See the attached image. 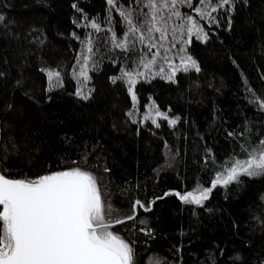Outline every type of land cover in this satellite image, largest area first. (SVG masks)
Wrapping results in <instances>:
<instances>
[{"label": "trees", "instance_id": "trees-1", "mask_svg": "<svg viewBox=\"0 0 264 264\" xmlns=\"http://www.w3.org/2000/svg\"><path fill=\"white\" fill-rule=\"evenodd\" d=\"M109 7L106 0H0V169L35 178L75 166L87 151L90 164L98 160L111 169L96 174L104 177L102 199L120 218L132 214L136 199L150 207H137L135 221L110 229L135 248L138 264H264V176L241 175L239 183L217 186L203 205L165 195L209 187L230 157L246 158V142L264 139V110L250 103L245 88L264 89V0H236L234 10L213 13L218 24L201 20L207 41L193 35L183 44L199 72L180 69L172 80L154 72L137 80L136 109L153 103L169 119L179 117L175 126L159 117V127L137 117L126 83L112 80L140 67L135 55L108 42L107 29L123 31ZM77 9L89 17L87 28ZM89 33L94 54L83 85L90 95L83 99L76 94L77 61ZM49 70L61 73L62 87L49 90Z\"/></svg>", "mask_w": 264, "mask_h": 264}, {"label": "snow or ice", "instance_id": "snow-or-ice-1", "mask_svg": "<svg viewBox=\"0 0 264 264\" xmlns=\"http://www.w3.org/2000/svg\"><path fill=\"white\" fill-rule=\"evenodd\" d=\"M106 3L110 6L109 13L113 10L119 13L123 25L120 36L113 29H107L112 32L111 37L107 38L112 48L135 55L134 63L147 69V75H151L153 67L158 69L157 74H164L160 62L166 63L171 73L165 74V78L172 80L181 66L185 72L200 71L197 61L191 56H182L180 66L171 63L167 53L176 47L177 39L185 45L191 43L193 35L197 40L207 41L208 34L200 20L218 24L213 13L234 10L236 0H215L214 4L213 0H199V6L195 8L193 0H132L127 6L120 4L118 7V0H106ZM182 7L191 9L198 18L181 11ZM77 11L82 13L81 9ZM3 20V15H0V21ZM82 20L84 23L81 26L87 28V14L82 13ZM107 20L111 23V16ZM90 23L97 33L102 31L95 19ZM81 43L85 46L81 53L83 60L77 61L81 88L76 94L87 99L90 92L85 95L83 85L90 79L89 60L94 54L91 34H86ZM92 67H95V63ZM73 72H76L75 68ZM145 75L139 71L122 70L119 76L112 78L113 82L126 83L134 109L137 102L134 90L137 80L134 76ZM48 81L49 90L63 86L58 70L48 71ZM245 88L252 97L250 103L258 110H264V89L257 93L247 83ZM153 110L155 117H163L171 126L179 121V117L169 119L166 112H161L154 104L149 105V112L143 115V120L151 121L156 127L160 125L152 115ZM127 115L136 122L133 111ZM242 154L245 159L230 157L215 172L209 187L198 185V195L193 191L184 194L176 191L165 195H175L186 204L203 205L217 186L239 183L241 175L264 176V139L255 143L246 142V146H242ZM89 155L85 151L79 163L73 161L75 166L35 178H10L6 170L0 169V264H138L135 248L110 229L126 221H135L137 207L144 211H149L150 207L136 199L132 202V214L120 218L119 210L102 199L100 185L104 177L96 174L97 169L104 174L110 173L111 169L98 160L90 164ZM148 203L154 204L155 200ZM139 223L146 225L147 221L140 220ZM145 230L144 227L140 228V231Z\"/></svg>", "mask_w": 264, "mask_h": 264}, {"label": "rangeland", "instance_id": "rangeland-1", "mask_svg": "<svg viewBox=\"0 0 264 264\" xmlns=\"http://www.w3.org/2000/svg\"><path fill=\"white\" fill-rule=\"evenodd\" d=\"M181 11H182V8H181ZM195 17L198 18V16H195ZM202 22H203V21L200 20V23H201V24H202ZM177 41H178V40H177ZM181 49H185V48L183 47V43H182L181 46L176 44V47H175L174 49H172L169 53H167V55L171 58V63H172V64L177 65V66H180V65H181V57H182V56H184V57L189 56V55L185 52V50H184V51H181ZM162 55H163V53H162ZM160 63H161V66L164 67V74L171 73V68H169V67L167 66L166 63H163L162 61H161ZM180 69H182V66H181ZM136 71L146 73L145 76H149V75H147L148 70L145 69V68H143V67H140V68L137 69ZM136 71H134V72H136ZM150 71H151V74H153L154 72L157 73L158 69L155 68V67H153V68H151ZM140 77H143V76H134V78H135L136 80H138ZM149 105H153V103H148V104L146 105L144 111L141 112L140 110H138V111L135 112V115H137V117L139 116V117L143 120V115H145V114H147V113L149 112ZM152 115L155 117V110L152 111ZM158 118H159V117H155L156 120H157ZM193 192H194L195 195H198V194H199L198 192H196V189H195ZM0 211H2V206H0Z\"/></svg>", "mask_w": 264, "mask_h": 264}, {"label": "water", "instance_id": "water-1", "mask_svg": "<svg viewBox=\"0 0 264 264\" xmlns=\"http://www.w3.org/2000/svg\"><path fill=\"white\" fill-rule=\"evenodd\" d=\"M10 178H13V177H10Z\"/></svg>", "mask_w": 264, "mask_h": 264}]
</instances>
